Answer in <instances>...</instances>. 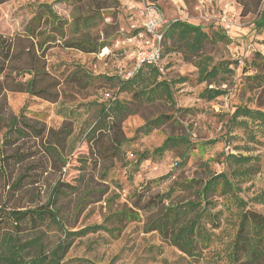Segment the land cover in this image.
<instances>
[{
	"label": "rangeland",
	"instance_id": "obj_1",
	"mask_svg": "<svg viewBox=\"0 0 264 264\" xmlns=\"http://www.w3.org/2000/svg\"><path fill=\"white\" fill-rule=\"evenodd\" d=\"M150 1V0H149ZM245 1V0H244ZM242 0H159L155 2L161 16L168 20L184 21L200 26L208 33H223L220 17L225 14L233 20L229 43L220 41L204 46L202 55L211 64L228 62L231 73H221L218 85L225 94L211 102L199 99L205 84L196 81L197 68L192 61L184 60L177 51L164 52L173 44L163 43L160 62L161 76L167 81L185 78L183 83H173L174 105L162 101L153 104H133L134 114L121 124L126 142L114 158H102L100 147L112 132L96 131L95 139L86 134L97 122L98 106L106 93L118 100L130 101L128 93L120 92L117 82L102 76L121 78L135 66L139 53L137 33H143V7L146 0H83L82 4L53 3V0H0V34L14 37L22 34L25 25L42 3H51L55 14L66 21L64 39L56 37L46 41V67L52 77L60 82V97L50 103L26 93H8L5 96L4 122H0V146L10 116H23L36 127L44 128L42 137L19 140L12 146H4L6 153L13 150L27 151L29 158L22 165H9L0 177V202L20 208H34L52 203L57 215V225L37 233L24 234L23 241L40 238L44 249L51 253L65 241V232H75L94 224H104L109 231H98L74 238L69 249L60 259L61 264H229L226 253L234 235L237 212L234 208L221 211L214 230L215 237L208 248L196 257H188L160 238L157 232H147L146 224L151 211L145 209V201L154 194L166 192L175 181L205 180L212 173L228 172L224 162L227 154L257 157L251 166L256 169L248 179H239L237 195L251 208L264 215V204L257 201L264 196V147L261 131L254 130L259 143L248 141L243 130L234 129L226 134V122L236 106H246L264 111V86L258 77L264 69L250 67L256 53L264 56V32L255 34L251 11L240 15ZM99 16L88 30L73 32V22L78 15L94 13ZM97 14V13H95ZM136 32V33H135ZM88 34L97 43H105L99 54H86L64 46V40L81 38ZM82 70L92 76L70 78V73ZM101 76V78H99ZM27 77H25L26 79ZM256 78V79H255ZM217 85V83H216ZM3 94V93H2ZM89 107L84 104H90ZM188 109L187 113L177 111ZM71 113V116L67 114ZM160 114L170 115L173 121L153 130L150 134L136 135L138 127ZM22 118V117H21ZM108 123L111 121L106 120ZM50 134H58L56 153L47 146L53 144ZM169 136L185 137L190 142L185 163L181 165L183 149L151 158L135 165L136 156L158 147ZM50 151V152H49ZM166 180L153 182L161 176ZM0 175V176H1ZM19 181L18 190H10ZM62 193L59 194V191ZM8 191V193H7ZM141 194L139 217L132 222L104 223L111 214L133 209ZM176 199V198H175ZM178 199H190L182 194Z\"/></svg>",
	"mask_w": 264,
	"mask_h": 264
},
{
	"label": "trees",
	"instance_id": "obj_2",
	"mask_svg": "<svg viewBox=\"0 0 264 264\" xmlns=\"http://www.w3.org/2000/svg\"><path fill=\"white\" fill-rule=\"evenodd\" d=\"M115 1L110 0L111 3ZM146 1L147 5L155 6V2L159 0ZM242 1L240 15H247L253 7V13L256 15L252 23L253 31L255 34H261L264 32V0ZM53 3L79 5L83 3V0H53ZM102 8L106 7L94 9V13L86 12L84 15H78L72 24L73 32L88 30L95 18L99 16L98 10ZM64 24L67 22L55 14L51 3H42L25 25L22 34H16L14 37H4L0 34V122H4L5 118L3 111L6 92L26 93L30 97L50 103L58 102L60 82L47 70L45 57L48 48L44 47V44L47 40L54 42L57 36L64 39ZM228 37L224 32L222 34L208 33L200 26L184 21L169 22L162 32L157 64L141 63L134 72V67L128 72V74L132 72L128 78L103 75L102 77L107 81L116 80L118 90L128 93L131 100H118L109 94L110 97L106 101L96 102L97 122L86 136L90 140L95 139L98 144L100 139L95 138L97 130L107 134L110 130L112 132V135L107 138L108 141L102 144L103 148L100 147L99 155L102 158H114L118 155L126 142L121 133V124L128 116L134 114L133 104L150 105L156 101H162L171 106L174 105L172 84L183 83L185 78L175 82L162 78L160 62L164 41L173 44L166 47L164 52L177 51L188 62L195 58L192 63L197 68L196 81L199 84H205L198 97L205 102H211L225 94V90L218 85V76L223 72L231 73L230 64L228 62L211 64L210 59L202 55V51L205 45L217 41L229 43ZM64 46L86 54H99L107 47V44L97 43L88 34H83L81 38L64 40ZM249 66L264 69V56L256 53ZM70 78L78 80L85 78L87 82L92 80L90 74L80 69L71 72ZM258 78L260 85L264 86V75ZM89 105L91 103L84 104L87 107ZM177 111L187 113L190 110L178 109ZM71 113L69 112L67 116L70 117ZM106 120L111 122L108 123ZM173 120L174 118L170 115L160 114L146 120L135 133L146 136ZM226 125L228 127L226 134L235 128L240 129L248 137L247 142L259 143L254 132L257 129L261 131L264 140V111L261 109L236 106L229 114ZM6 128L2 146H0V175L6 173L9 165L20 166L29 158L27 151L19 152L18 149L10 154L6 153L3 149L5 145L12 146L19 140L32 136L39 138L44 134V128L36 127L23 116H10ZM50 140L53 144L47 147L56 153L54 144H58V134L54 137L50 134ZM262 145L264 147V143ZM190 147V142L185 137L169 136L151 151L138 153L135 165L139 166L143 161L151 158H162L165 153L181 148L184 151L180 164L183 165L187 156L186 152ZM253 161H258V158L227 154L224 156V162L229 168L228 172L212 173L205 180L175 181L166 192L152 195L144 202L145 209L151 211L150 215L152 214L146 224V231L157 232L161 239L168 241L183 254L196 257L202 249L208 248L213 242L215 237L213 231L219 227L217 220L221 211H213L218 206L226 209L234 208L237 212V222L226 253L228 263L264 264V215L247 208L246 202L237 195L240 190L239 183L242 182L239 179H248L256 171L254 166H251ZM169 177L170 175L167 174L152 181L159 182ZM10 188L8 191L18 190L19 181L12 184ZM61 193L62 190L59 191V194ZM182 194H188L190 199H178ZM137 198L138 204L134 206L136 210L127 209L111 213L104 223L117 224L137 220L138 211L143 209L139 204L141 194H138ZM257 201L264 204V196L258 197ZM51 204L47 202L34 208H20L9 205L5 201L0 202V264H61L60 259L69 249L74 238L98 231H109L104 224H94L75 232H65V241L51 253L44 249L38 237L23 241L24 238L21 236L24 234H39L40 230L49 229L58 224L57 215L51 208Z\"/></svg>",
	"mask_w": 264,
	"mask_h": 264
},
{
	"label": "built area",
	"instance_id": "obj_3",
	"mask_svg": "<svg viewBox=\"0 0 264 264\" xmlns=\"http://www.w3.org/2000/svg\"><path fill=\"white\" fill-rule=\"evenodd\" d=\"M144 28L143 33H139L135 36L143 40L139 42L136 63L133 72L138 68L141 63L157 64L160 55L162 32L169 25V21L163 18L155 6L146 5L143 7ZM220 24L222 25L223 32L229 36L234 23L233 20L223 14L220 17ZM132 73V72H131ZM131 73L127 74L125 78H128ZM109 94L104 95V101L109 98Z\"/></svg>",
	"mask_w": 264,
	"mask_h": 264
}]
</instances>
